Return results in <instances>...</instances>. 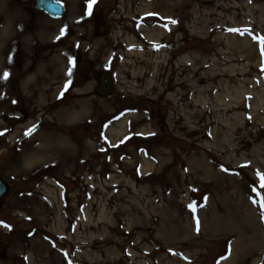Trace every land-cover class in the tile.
Instances as JSON below:
<instances>
[{"label":"rangeland","instance_id":"rangeland-1","mask_svg":"<svg viewBox=\"0 0 264 264\" xmlns=\"http://www.w3.org/2000/svg\"><path fill=\"white\" fill-rule=\"evenodd\" d=\"M59 1L0 0V264H264V0Z\"/></svg>","mask_w":264,"mask_h":264},{"label":"bare ground","instance_id":"bare-ground-1","mask_svg":"<svg viewBox=\"0 0 264 264\" xmlns=\"http://www.w3.org/2000/svg\"><path fill=\"white\" fill-rule=\"evenodd\" d=\"M43 26V25H41ZM54 27V25H51L49 23H44L43 28L41 29V34H42V39L46 40V41H50V37L48 35L49 32H51L52 28ZM12 33L13 31L11 30V28L7 27V32ZM6 32V28L3 30V32L1 33V35H3ZM58 39H55L54 41H57ZM45 41V42H46ZM59 41V40H58ZM1 47V45H0ZM61 63H64V59L61 60ZM60 73H62L63 75H65V67L62 66L60 69ZM43 79L47 80L48 79V75H46L44 72H42L41 76ZM45 92H49L50 91V87L45 88L44 89ZM75 103H69L67 106L60 108V111L57 113V117L59 118H63V120L68 121L69 118H75L78 114H81L83 112L81 111H76L75 110ZM1 111H0V115H1ZM12 120H16L18 119L15 115H13L11 117ZM57 137H59V135L57 133H52L49 132L47 133V136L45 137L44 141L40 143V146H42L41 148L36 149V153H39L43 158L45 156H47V154L52 153L54 154V152L57 151V144H56V140ZM44 143V144H43ZM59 156V155H57ZM45 159V158H44ZM53 159V158H52ZM50 159V160H52ZM48 161V160H47Z\"/></svg>","mask_w":264,"mask_h":264},{"label":"water","instance_id":"water-1","mask_svg":"<svg viewBox=\"0 0 264 264\" xmlns=\"http://www.w3.org/2000/svg\"><path fill=\"white\" fill-rule=\"evenodd\" d=\"M34 8L40 11H44L52 16L60 17L64 13V7L61 3L55 0H35ZM87 66L86 60L80 63L81 68ZM112 86L111 76L108 72L102 71L98 75V86L96 92L99 96H106L109 89ZM8 192V185L6 182L0 178V205L2 204L4 195ZM3 249V242L0 241V254Z\"/></svg>","mask_w":264,"mask_h":264},{"label":"snow or ice","instance_id":"snow-or-ice-1","mask_svg":"<svg viewBox=\"0 0 264 264\" xmlns=\"http://www.w3.org/2000/svg\"><path fill=\"white\" fill-rule=\"evenodd\" d=\"M174 22H175V21H173V23H174ZM232 31H238V30L233 29ZM62 34H63V30H62ZM257 39H259L260 44H261V46H262V51H264V38L257 37ZM69 63H72L71 58H69ZM69 73H71V68L69 69ZM3 76H4V78H7L8 73H7V72H4V73H3ZM65 87H67V84L65 85ZM257 175L259 176L260 174L257 173ZM260 186H261L262 188H264V176L261 177V185H260ZM257 195H259V193H257ZM262 200H264V197H262ZM262 206H264V204H262ZM189 207L192 208L193 211L195 210V209H194V206H193L192 204H190Z\"/></svg>","mask_w":264,"mask_h":264}]
</instances>
